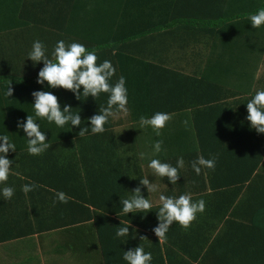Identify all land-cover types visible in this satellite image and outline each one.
Returning <instances> with one entry per match:
<instances>
[{"label": "trees", "instance_id": "1", "mask_svg": "<svg viewBox=\"0 0 264 264\" xmlns=\"http://www.w3.org/2000/svg\"><path fill=\"white\" fill-rule=\"evenodd\" d=\"M260 7L264 0H0V134L16 144L9 158L18 173L8 181L14 198L0 197V243L44 240L48 233L97 221L108 233L101 234L107 264L123 262V251L139 245L152 253V264H264V134L246 120L254 83L264 81V28L253 29L247 19ZM36 40L49 55L64 40L95 50L98 63L110 60L116 68L112 82L126 78L129 115L111 120L103 134L84 137L78 128L38 121L51 147L29 155L17 121L34 115L32 92L41 90L36 80L43 63L27 59ZM202 54L209 56L204 72L185 74ZM44 90L80 111L84 123L107 106V94L77 100L67 90ZM156 112L172 114L161 137L138 125L140 116ZM124 119L130 130L114 132ZM157 139L166 151L153 157ZM198 155L215 158V169L197 175L191 162ZM181 156L185 168L175 186L147 169L151 158L175 165ZM145 175L166 195L190 192L194 201L203 199L205 211L187 229L174 223L160 243L155 212L127 216L119 205V196L127 197ZM29 183L38 187L25 195L22 186ZM57 192L68 202L60 203ZM121 221L141 230L140 237L153 234L157 248L139 236L121 244L115 238Z\"/></svg>", "mask_w": 264, "mask_h": 264}, {"label": "clouds", "instance_id": "2", "mask_svg": "<svg viewBox=\"0 0 264 264\" xmlns=\"http://www.w3.org/2000/svg\"><path fill=\"white\" fill-rule=\"evenodd\" d=\"M249 24L253 29L264 28V7H260L255 13L247 15ZM28 60L33 65L43 63V67L37 74L36 83L41 90L32 92L34 115H27L25 120L17 121V129L23 131L27 141V152L32 156L44 154L50 147V140L47 138L46 131L41 129L38 121H47L55 124L57 128L63 129L70 126L72 130L79 129L78 135H100L107 131L105 125L111 120L127 117L130 113L128 107V88L126 78L120 76L118 81L113 83L116 68L110 60L98 63V56L95 50H88L82 43L72 42L66 44L64 40H59L55 48L49 55L46 45L36 40L33 42L28 53ZM44 89H63L72 93L77 100L81 97H91L95 101L102 94H107V106H99L98 112L86 120H82L80 111L74 112L69 104L61 105L58 97L49 90ZM82 89V91H81ZM7 97L13 95L10 85L5 91ZM246 120L249 127L257 134H264V89H258L252 98L246 103ZM172 120V114L167 112H156L150 118L140 116L138 125L141 130L151 128L156 137L162 136L168 123ZM152 156L156 157L163 151L164 142L157 139L152 144ZM10 153H16V144L7 134H0V197L6 201H11L15 196V188L8 181L10 176L18 175L14 170L16 161L9 158ZM145 153H140V159L145 158ZM216 166L215 158L206 159L203 155H198L191 162L192 170L200 175L203 169L214 170ZM185 168L183 156L176 159L175 165L162 161L159 158H151L147 163L150 175L160 181H168L175 186L181 177V170ZM139 180V186L132 191H127V197L119 196V205L122 214L129 216L146 217L150 212H155L158 224L153 228V232L159 240H166L170 227L177 223L187 229L198 214L205 211V201L203 199L193 200L190 192L181 195H166L161 191V184L149 179L145 175ZM38 186L35 183L24 184L22 191L27 195L33 192ZM167 188V184L164 183ZM142 189H146L148 195L145 197ZM174 191V189H173ZM153 197L156 199L154 200ZM56 198L60 203H67L68 197L64 192H57ZM158 204V210L153 208ZM117 227L115 238L121 244H127L130 240H135L138 236L136 228L132 224L125 223ZM131 229V232H130ZM141 240L145 239L140 237ZM123 260L126 264H152V253L145 251L139 245L133 249L123 251Z\"/></svg>", "mask_w": 264, "mask_h": 264}, {"label": "crops", "instance_id": "3", "mask_svg": "<svg viewBox=\"0 0 264 264\" xmlns=\"http://www.w3.org/2000/svg\"><path fill=\"white\" fill-rule=\"evenodd\" d=\"M238 6H247V5H238ZM204 54V53H203ZM202 54V57L204 56ZM208 55V54H207ZM203 57L202 59L194 60L189 68L185 71V74L194 76H199L200 73L204 72L202 69L204 62L209 60V56ZM260 77V76H258ZM257 80V79H256ZM243 82V81H242ZM241 82V83H242ZM246 84V83H245ZM254 90L261 89V86H264V81H260V78L254 83ZM253 84V85H254ZM226 98L228 96L226 95ZM229 101L233 100L231 98ZM234 100H237L235 98ZM206 117L210 119L209 110L206 109ZM123 125H118L114 127V132H124L130 130V124H128L127 119H124ZM189 169V168H188ZM200 184V183H199ZM153 199H156L153 197ZM138 236H142L139 231ZM114 233V232H113ZM149 235V232H144ZM102 235H107L105 231L101 232L100 224H97V221L83 223L78 226H73L72 228H67L55 232L48 233L44 240H41V236L30 240H16L8 241L6 243H0V264H53V257H61L66 255L62 252V247L65 244H72L71 252L67 255V258L70 259L75 264H107L103 257V241L101 239ZM110 235V234H109ZM106 237L108 244L111 245V236ZM150 236V239H149ZM146 238L145 244L150 243L151 245H157L154 242L156 238L153 234H150ZM64 238V243L61 244V240ZM156 240V239H155ZM161 243V240H159ZM160 248V247H159ZM162 249V246H161ZM52 251H55V255L51 257ZM12 261V263L10 262ZM59 261V258H58ZM116 264H126L123 262H115ZM113 263V264H115ZM65 264H69L65 262Z\"/></svg>", "mask_w": 264, "mask_h": 264}, {"label": "rangeland", "instance_id": "4", "mask_svg": "<svg viewBox=\"0 0 264 264\" xmlns=\"http://www.w3.org/2000/svg\"><path fill=\"white\" fill-rule=\"evenodd\" d=\"M63 243H64V238H62V240H61V244H63ZM71 247H72V244H65L62 247V252L66 255L65 256L62 255L61 257H58L57 255H55V251H52L51 257H53L54 255L56 256V257H53V259H52L53 264H65V262H68L69 264H75L72 261H70L69 258H67V255L69 254V252H71L70 251ZM58 258H59V261H58ZM10 262L12 263L11 260H10Z\"/></svg>", "mask_w": 264, "mask_h": 264}]
</instances>
